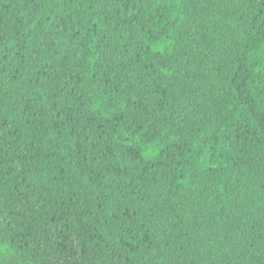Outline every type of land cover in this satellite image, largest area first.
<instances>
[{
	"label": "trees",
	"instance_id": "16d2710c",
	"mask_svg": "<svg viewBox=\"0 0 264 264\" xmlns=\"http://www.w3.org/2000/svg\"><path fill=\"white\" fill-rule=\"evenodd\" d=\"M0 264H264V0H0Z\"/></svg>",
	"mask_w": 264,
	"mask_h": 264
}]
</instances>
